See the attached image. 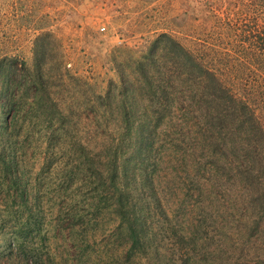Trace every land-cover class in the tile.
<instances>
[{"label":"rangeland","instance_id":"obj_1","mask_svg":"<svg viewBox=\"0 0 264 264\" xmlns=\"http://www.w3.org/2000/svg\"><path fill=\"white\" fill-rule=\"evenodd\" d=\"M45 34L47 61L56 72L65 73V79L77 81L57 84L53 95L71 105L80 135L94 152L116 133L112 123L99 126L94 120L91 111L98 107L89 105L91 93L103 95L109 83H118L114 58L126 57L117 54L121 46L140 51L167 34L217 77L233 80L248 93L264 87V0H0V59L14 58L32 68L36 38ZM83 84L87 91L78 99L76 89ZM174 113L179 111L174 108ZM178 127L164 148L157 146L161 159H152L149 168L160 205L143 220L152 234L158 227L175 231L160 242L164 255L157 256L159 264L180 263L173 252L177 237L186 249H193L200 264H264V219L251 217L247 189L227 170L196 173L199 163L210 157L198 148L200 137L190 146L189 135L195 134L191 120ZM24 157L26 167L38 171L43 157H32L30 150ZM219 158L222 166L225 159ZM54 174L44 170L40 187L69 189L68 195L58 190L60 196L42 202L45 222L50 223L51 252L59 264H147L144 255L128 260L125 251L130 245L122 224L105 202L99 208L93 205L91 172L87 183L88 172L74 176L71 183L66 181L68 173ZM179 177L193 186L183 187ZM74 214L79 215L75 220ZM83 236L85 243L79 240ZM0 264L6 259L0 258Z\"/></svg>","mask_w":264,"mask_h":264},{"label":"trees","instance_id":"obj_2","mask_svg":"<svg viewBox=\"0 0 264 264\" xmlns=\"http://www.w3.org/2000/svg\"><path fill=\"white\" fill-rule=\"evenodd\" d=\"M46 37L36 38L32 68L14 58L0 59V258L6 264H59L51 252L50 223L46 221L47 228L42 202H52L61 195L58 190L68 195L69 189L56 184L40 187L46 169L56 176L68 173V183L88 172L87 183L91 172L93 205L99 208L105 202L122 224L130 245L125 251L128 260L144 255L147 264H159L157 256L164 255L160 242L175 231L158 227L152 234L143 220L160 205L150 163L161 159L157 146L164 148L165 141L175 137L174 129L189 120L195 132L189 135L190 146L200 137L198 148L210 157L195 172L206 168L233 172L247 189L251 217L264 219V87L248 93L233 80L217 77L167 34L158 35L140 51L121 46L117 54L126 57L114 58L118 83H109L103 95L91 93L88 103L98 107L91 111L96 123H112L116 133L94 152L80 135L71 105L53 95L57 84L77 81L65 79L67 75L47 61ZM86 91L83 84L76 97ZM27 150L32 157H43L35 173L26 167ZM219 156L225 159L222 166ZM179 180L187 189L193 186ZM78 216L74 214L73 220ZM79 240L88 241L84 236ZM173 252L179 264H200L193 249H186L178 237Z\"/></svg>","mask_w":264,"mask_h":264}]
</instances>
